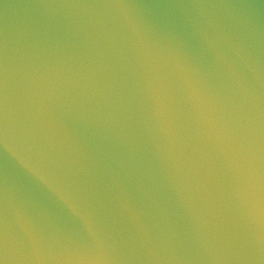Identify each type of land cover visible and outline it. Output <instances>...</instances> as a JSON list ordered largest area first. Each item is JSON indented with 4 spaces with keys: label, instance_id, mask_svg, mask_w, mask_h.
I'll return each mask as SVG.
<instances>
[{
    "label": "water",
    "instance_id": "obj_1",
    "mask_svg": "<svg viewBox=\"0 0 264 264\" xmlns=\"http://www.w3.org/2000/svg\"><path fill=\"white\" fill-rule=\"evenodd\" d=\"M264 0H0V264H264Z\"/></svg>",
    "mask_w": 264,
    "mask_h": 264
},
{
    "label": "clouds",
    "instance_id": "obj_2",
    "mask_svg": "<svg viewBox=\"0 0 264 264\" xmlns=\"http://www.w3.org/2000/svg\"><path fill=\"white\" fill-rule=\"evenodd\" d=\"M250 213L253 217L264 219V189L255 185L246 193Z\"/></svg>",
    "mask_w": 264,
    "mask_h": 264
}]
</instances>
